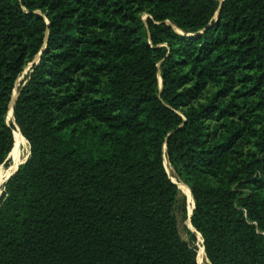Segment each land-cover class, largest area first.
Listing matches in <instances>:
<instances>
[{"label": "trees", "instance_id": "obj_1", "mask_svg": "<svg viewBox=\"0 0 264 264\" xmlns=\"http://www.w3.org/2000/svg\"><path fill=\"white\" fill-rule=\"evenodd\" d=\"M16 130L0 264H264V0H0Z\"/></svg>", "mask_w": 264, "mask_h": 264}, {"label": "rangeland", "instance_id": "obj_2", "mask_svg": "<svg viewBox=\"0 0 264 264\" xmlns=\"http://www.w3.org/2000/svg\"><path fill=\"white\" fill-rule=\"evenodd\" d=\"M34 62H36V59H34ZM31 63H29L26 68L24 69L22 75L18 78L17 82H16V85H15V89H14V93H13V96H16L17 94V87L20 85V82L22 81L24 75L26 74V72L29 70V67H30ZM11 107V106H10ZM9 107V108H10ZM10 110V109H9ZM12 112L10 113L9 117H8V114H7V119L8 121L12 120V116H11ZM14 135V134H13ZM14 142H15V137H14ZM20 149V150H19ZM28 152H29V147H28V143L24 146H19L18 147V156L21 154V156L23 158H25L27 155H28ZM15 155V153H14ZM23 160V159H22ZM12 163V156H11V159H10V162H9V165L10 166ZM164 165H165V169L167 171V174L169 175V177L171 178V180L173 182L176 183L178 189H179V201L181 203H184L185 205V213H183V211L179 208L176 209L175 211V216L177 218V222H178V230H179V234L181 236V238L184 240V241H188V238H187V235H186V231L188 230L189 227V224H188V221H187V210L190 211L191 208H192V197L190 196V194H188V190L185 189V187L178 182V180L176 179L172 169L169 167L167 161L165 160L164 162ZM7 166V167H8ZM7 167L5 168H2L3 170H6ZM3 191V185L0 186V193ZM191 229V228H189ZM192 230V229H191ZM197 237L199 238V243L201 244L200 242V236L197 235ZM199 247V244L197 245V249ZM202 247V246H201ZM197 256V255H196ZM209 264V263H207Z\"/></svg>", "mask_w": 264, "mask_h": 264}, {"label": "bare ground", "instance_id": "obj_3", "mask_svg": "<svg viewBox=\"0 0 264 264\" xmlns=\"http://www.w3.org/2000/svg\"><path fill=\"white\" fill-rule=\"evenodd\" d=\"M14 97V96H13ZM13 105V100L11 102V107ZM11 107H10V110H11ZM12 112V111H11ZM10 112V113H11ZM10 113L8 114V117L10 115ZM12 115V114H11ZM14 137H15V155L13 156V151H12V163L10 166H8V168L6 170H2L0 172V185L3 183L4 181V178L7 177L9 175V173H11L15 168L16 166L22 162L24 160V158L21 156V154L18 156V147L21 145V146H24L26 145L25 144V141L23 139V137L21 136V134L19 133L18 130H16L14 132ZM20 150V149H19ZM23 159V160H22ZM183 185V184H182ZM184 186V185H183ZM186 187V186H184ZM192 209V208H191ZM191 213V210L189 212V214ZM189 216V215H188ZM189 221V220H188ZM192 227V226H191ZM190 228V227H189ZM193 230V228H192ZM203 248L201 247V244L199 243V247L197 249V258H198V262L199 264H207L208 261L204 255V252L202 250Z\"/></svg>", "mask_w": 264, "mask_h": 264}, {"label": "water", "instance_id": "obj_4", "mask_svg": "<svg viewBox=\"0 0 264 264\" xmlns=\"http://www.w3.org/2000/svg\"><path fill=\"white\" fill-rule=\"evenodd\" d=\"M222 1H223V0H220V4H221ZM220 10H221V7L219 6V9H218L217 14H216V17H217V18H218L219 15H220ZM40 54H41V52L37 55V59H36V61L39 59ZM161 84H162V82H160V85H161ZM13 93H14V91H13ZM16 98H17V94H16V96H14V97H13V94H12L11 101L13 100V103H14L15 100H16ZM10 106H11V102H10L9 107H10ZM12 106H13V105H12ZM11 111H12V107H11ZM7 121H8V119H7ZM28 156H29V152H28V155L24 158V160H23L22 162H20V163L16 166V168H15L11 173H9V175H8L7 177L4 178V181H3V183H2L0 186L3 185V187H4L5 183L9 180V178L12 177V176L17 172L18 168H19L22 164H24V163L26 162V160L28 159ZM7 168H8V167H7ZM166 172H167V171H166ZM171 181H172V180H171ZM172 182H173V181H172ZM173 183L176 184L175 182H173ZM2 192H3V191H2ZM2 192L0 193V195L2 194ZM191 197H192V196H191ZM193 208H194V203L192 202L191 213H192ZM191 213H190L189 216H188L189 223H190ZM190 225H191V224H190ZM188 230H190L191 232H194V229L191 230V229L188 228ZM201 243H202V241H201Z\"/></svg>", "mask_w": 264, "mask_h": 264}]
</instances>
